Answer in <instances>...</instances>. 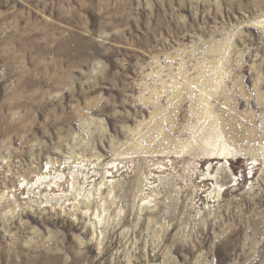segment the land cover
I'll return each mask as SVG.
<instances>
[{
	"label": "rangeland",
	"instance_id": "1",
	"mask_svg": "<svg viewBox=\"0 0 264 264\" xmlns=\"http://www.w3.org/2000/svg\"><path fill=\"white\" fill-rule=\"evenodd\" d=\"M0 264H264V0H0Z\"/></svg>",
	"mask_w": 264,
	"mask_h": 264
},
{
	"label": "bare ground",
	"instance_id": "2",
	"mask_svg": "<svg viewBox=\"0 0 264 264\" xmlns=\"http://www.w3.org/2000/svg\"><path fill=\"white\" fill-rule=\"evenodd\" d=\"M207 146L209 147V142H207V141H205V147L207 148ZM206 150V149H205ZM212 151V150H211ZM213 152H211V154H212ZM223 153V152H222ZM221 153V154H222ZM220 154V153H219ZM49 166V165H48ZM37 186V185H36ZM54 186H56V185H54ZM56 188V187H55Z\"/></svg>",
	"mask_w": 264,
	"mask_h": 264
}]
</instances>
